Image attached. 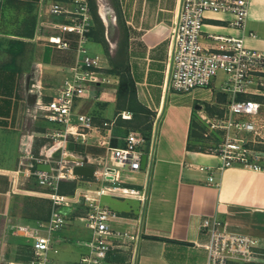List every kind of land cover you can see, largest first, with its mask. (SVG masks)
Listing matches in <instances>:
<instances>
[{
    "label": "crops",
    "instance_id": "crops-1",
    "mask_svg": "<svg viewBox=\"0 0 264 264\" xmlns=\"http://www.w3.org/2000/svg\"><path fill=\"white\" fill-rule=\"evenodd\" d=\"M1 1L26 6L33 14L35 26L31 36H28L31 33H17L27 43L23 54L18 56V69L5 66L9 53L4 51L9 58L0 59V216H5L13 210L15 197L20 193L12 192L10 176L18 167L20 157L26 152L36 156L58 153L59 139L54 135L61 125L48 120L40 105L58 94L78 53L76 46L58 48L48 39L54 32L48 27L51 22L67 21L64 15L50 11L52 4L73 7L72 0ZM178 1L117 0L122 21L118 25L116 20L118 37L110 46L91 39L88 42L95 55L100 56L102 71L109 81L89 86L85 96L77 100V110L92 114L96 123L112 119L124 110L131 111V118L119 116L117 119L113 141L118 145L125 144L120 137L132 130L139 131L141 127L151 130L155 116H160L158 142L149 169H141L144 173L140 176L136 174L139 170L128 169L127 184H124L138 188L148 184L145 206L140 200L129 198L139 202L138 208L132 204L126 210L115 209L122 214L113 222L117 229L135 231L137 226L133 220L142 215L141 237L135 244L112 250L103 264H206L207 250L203 244L209 235L204 232L202 222L214 215L225 221L229 231L250 234L264 245V171L228 166L214 172L219 186L210 185L208 174L197 166L217 167L221 157L190 147L199 135L194 125H202L196 118V105L203 104L212 114L231 94L221 90L218 78L212 90L197 88L182 92L166 87L168 36ZM231 19L232 15L226 12H207L205 43L211 41L209 34L235 36L242 37L249 48L264 50V0H250L245 28L232 25ZM67 35L77 40V34ZM125 67L130 69L135 82L138 103L119 98L122 75L116 70ZM141 105L147 111L140 109ZM132 106L138 111L130 110ZM47 138L54 141L49 145ZM20 219L28 224L40 221L26 216ZM76 221L79 220L54 232L53 244L57 251L52 253L60 255L56 258L50 253V264H79L87 252L86 242L91 238V231L74 225Z\"/></svg>",
    "mask_w": 264,
    "mask_h": 264
},
{
    "label": "built area",
    "instance_id": "built-area-1",
    "mask_svg": "<svg viewBox=\"0 0 264 264\" xmlns=\"http://www.w3.org/2000/svg\"><path fill=\"white\" fill-rule=\"evenodd\" d=\"M72 6L52 4L50 11L64 15L67 21L51 22L48 27L54 32L48 39L52 45L67 49L72 47V39L67 34H77L78 59L69 67L58 94L40 105L48 120L61 125L54 137L59 139L56 150L61 148L62 151L60 156H55V152L40 156L26 152L20 157L18 167L10 173L12 192L25 190L21 186L24 181L35 178L44 188L41 194L52 201L51 215L48 220L36 224L18 225L20 234L30 241L27 256L8 264H50L51 251H57L53 244L54 232L75 220L84 222L91 231V238L86 242L88 250L81 256L79 264H103L112 250L135 244L141 237L142 215L133 220L137 226L135 231L117 229L113 222L122 214L101 200L103 195L134 198L145 206L148 184L142 188L121 184L120 169H142L144 153L148 155L146 169H149L158 142L160 116H155L149 136L132 130L120 137L125 140L124 145H114L117 119L119 116L131 118V111L124 110L112 119L96 123L92 114L77 110V100L85 96L89 86L109 79L102 71L100 56L89 53L87 46L89 32L95 25L89 0H72ZM249 10L250 0H179L168 36V89L182 92L197 88L212 90L218 78L221 90L231 94L230 99L212 114L204 106L197 109L201 134L211 141L206 152L222 159L217 167L197 166L198 170L208 174L210 185L219 186L214 172L228 166L241 165L264 171V50L245 46L242 37L209 34L211 41L206 44L204 40L207 12L229 13L232 25L245 28ZM70 141L98 145L105 148V152L82 151L79 154L68 149ZM39 163L50 164V170L39 169ZM76 164L94 166V175L82 177V180L88 184L100 181L99 186L77 184L72 193H61L62 180L81 178L73 171ZM202 228L209 235L203 244L207 250L206 264H230L233 259L258 260V250L263 246L258 238L229 231L225 221L217 215L206 217Z\"/></svg>",
    "mask_w": 264,
    "mask_h": 264
},
{
    "label": "rangeland",
    "instance_id": "rangeland-1",
    "mask_svg": "<svg viewBox=\"0 0 264 264\" xmlns=\"http://www.w3.org/2000/svg\"><path fill=\"white\" fill-rule=\"evenodd\" d=\"M95 2L97 4V12L100 15L102 21L101 25H99V29L104 32L105 39L108 42V46H110V42L113 41V39H115L118 35L119 27L117 26V23L118 25H122L121 16L118 13L117 0H95ZM101 6H105L106 11L108 12V21H106V19L101 14ZM0 10V38H19L22 35H19L17 33L34 32L35 26L33 22V14L29 13L26 9V6H24L23 4L1 1ZM1 46L2 45H0V59L5 60V58H9V55L4 54V48ZM87 46L89 47V44H87ZM89 53L95 55V52H93L90 47ZM196 118H198V116ZM144 129L146 128L141 127L139 128V131H142ZM46 140L47 142L49 141V145L54 141L51 138H47ZM79 144L81 143H71L68 145V149L78 151L79 154H82V151L101 154L88 150L93 146L100 147L98 145L84 144L81 145L83 149L82 151H80L77 148ZM210 144L211 141H209V139L203 134L201 141L198 142V148L207 151V148ZM101 148L104 149L105 152V148ZM120 172L121 184H127L126 175L129 173L128 167H123L122 169H120ZM141 173L143 175L144 170L140 169L136 174L140 176ZM76 183L81 186L98 187L100 181H96L93 184H88L82 180L81 176V178L76 179ZM21 186L23 188L33 190L25 193H22V191H20V193L15 197L14 208L12 211H10V214L0 216V264H7L9 260L26 257L24 254L28 252V245L30 244V241L27 237L20 234L18 225L24 223L20 219V217L26 216L31 218L33 216H36L42 211H45L47 206L51 204L50 199L40 193V191L44 188L42 186H39L34 177H31V179L24 181ZM102 201L104 204L117 210L129 209V206L132 204H136L135 208H138L139 206L138 201L136 202L134 200H130L129 198H117L111 195H103ZM74 211L77 212V210L75 209ZM74 225L86 227L84 222L80 221H76ZM258 251V260L247 261L243 259H233L231 262L236 261V264H264V245L260 247ZM52 255L57 258L60 254L52 253Z\"/></svg>",
    "mask_w": 264,
    "mask_h": 264
},
{
    "label": "trees",
    "instance_id": "trees-1",
    "mask_svg": "<svg viewBox=\"0 0 264 264\" xmlns=\"http://www.w3.org/2000/svg\"><path fill=\"white\" fill-rule=\"evenodd\" d=\"M90 6H91V10L92 13L94 15V21H95V25L92 27L91 31L89 32V38L91 40H95L98 41L106 46H108V42L105 39L104 36V32L101 31L99 29V25H101L102 21H101V17L97 12V4L95 2V0H89ZM1 11V10H0ZM118 13H119V9H118ZM120 15V13H119ZM32 33L28 36H31ZM26 41L23 40L22 38H0V45H2L1 47L4 48V51L10 54V58L5 61V66L7 67H11L14 69H18V65H17V60H18V56H20L21 54H23V52L25 51L26 48ZM77 42H76V37L73 38L72 40V46H76ZM118 71L117 73L122 75V79L119 85V90H118V94H119V98H123L127 99L129 98L131 102H137V90H136V85L135 82L133 80V77L131 75L130 69L128 67H125L123 69H119L116 70ZM139 106V105H138ZM142 110H146V108L144 106L141 105V107H139ZM130 110L134 111H138L136 107H131ZM194 128H197L199 130V135L196 138V140L194 141L195 143L190 145V147L193 148H198V142L201 141L202 139V134H201V126L197 127V125H194ZM193 128V129H194ZM150 129V128H149ZM149 129H144L141 132H143V134L149 136ZM194 132V131H193ZM192 132V137L194 136V133ZM194 140V137L192 138ZM191 139V141H193ZM71 143H75L70 141L69 144ZM114 145H118L115 141L112 142ZM197 143V144H196ZM84 144H79V146L77 147L80 151H82V146ZM89 151H93V152H98V153H102L104 152V149H102L101 147H92L88 149ZM201 150V149H200ZM85 177V176H82ZM77 186L76 183V179H72V180H62L60 182V187H59V191L61 193H72L75 189V187ZM51 201V200H50ZM51 209H52V201L51 204L47 206L45 211H42L40 214L33 216L35 219L38 220H48L50 218L51 215ZM68 210L71 211V208H65L64 210ZM24 258V257H23ZM21 259V258H20Z\"/></svg>",
    "mask_w": 264,
    "mask_h": 264
},
{
    "label": "water",
    "instance_id": "water-1",
    "mask_svg": "<svg viewBox=\"0 0 264 264\" xmlns=\"http://www.w3.org/2000/svg\"><path fill=\"white\" fill-rule=\"evenodd\" d=\"M203 106V104L198 103L196 105L197 108H201ZM58 153H55V156H60V153L62 151L61 148H59ZM147 159H148V155L147 153H144L142 156V165L141 168L145 169L146 168V164H147ZM38 168L39 169H45V170H50V164L47 163H39L38 164ZM73 171L77 176H85V177H92L94 175V166L92 165H81V164H76L73 167Z\"/></svg>",
    "mask_w": 264,
    "mask_h": 264
},
{
    "label": "bare ground",
    "instance_id": "bare-ground-1",
    "mask_svg": "<svg viewBox=\"0 0 264 264\" xmlns=\"http://www.w3.org/2000/svg\"><path fill=\"white\" fill-rule=\"evenodd\" d=\"M100 11H101L103 17L106 19V21H108L109 20V16H108V12L105 9V6H101Z\"/></svg>",
    "mask_w": 264,
    "mask_h": 264
}]
</instances>
